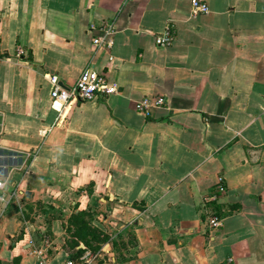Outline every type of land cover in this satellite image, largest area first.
<instances>
[{
	"label": "crops",
	"instance_id": "obj_1",
	"mask_svg": "<svg viewBox=\"0 0 264 264\" xmlns=\"http://www.w3.org/2000/svg\"><path fill=\"white\" fill-rule=\"evenodd\" d=\"M205 1L0 0V264H264V0Z\"/></svg>",
	"mask_w": 264,
	"mask_h": 264
},
{
	"label": "built area",
	"instance_id": "obj_2",
	"mask_svg": "<svg viewBox=\"0 0 264 264\" xmlns=\"http://www.w3.org/2000/svg\"><path fill=\"white\" fill-rule=\"evenodd\" d=\"M209 13V8L205 0H190V15L196 17L198 15H204ZM91 27L90 30H93ZM102 34L93 39V44L98 49H105L109 51L113 45V35L115 29L112 24H106L101 28ZM173 41V32L170 27H166L162 35L156 37V45L159 47L170 46ZM18 58L25 54V50L18 48L16 51ZM52 85L51 98L55 103L66 105L72 100L76 101H91L100 96L109 97L118 92V88L115 84L111 83L107 76L103 73H97L93 70H85L78 77L75 85L70 89H64L59 85L57 76H52L49 79ZM165 100L162 97L144 98L135 103L136 111L144 114H149L152 109L163 106ZM4 190V183L0 181V193ZM218 192H223V187H217ZM208 224L212 229L221 226V220L212 216L208 219ZM94 255L91 253H85L81 258V264H95ZM38 264H46L45 261L40 258ZM68 264H72L69 262Z\"/></svg>",
	"mask_w": 264,
	"mask_h": 264
},
{
	"label": "water",
	"instance_id": "obj_3",
	"mask_svg": "<svg viewBox=\"0 0 264 264\" xmlns=\"http://www.w3.org/2000/svg\"><path fill=\"white\" fill-rule=\"evenodd\" d=\"M68 90V89H67Z\"/></svg>",
	"mask_w": 264,
	"mask_h": 264
}]
</instances>
